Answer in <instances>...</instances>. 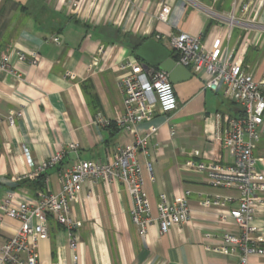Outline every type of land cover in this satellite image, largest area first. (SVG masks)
<instances>
[{
    "label": "crops",
    "instance_id": "crops-1",
    "mask_svg": "<svg viewBox=\"0 0 264 264\" xmlns=\"http://www.w3.org/2000/svg\"><path fill=\"white\" fill-rule=\"evenodd\" d=\"M66 1L0 0V57L9 55L7 69L0 68V197L7 191L20 198L57 191L64 168L79 160L104 159L112 148L132 142V134L110 123L97 124L94 117L100 112L112 122L123 113L121 72L115 66L137 59L133 46L140 39L154 40L174 54L168 47L172 32L198 35L207 49L219 37L232 60L240 61L264 94V0H77L79 13L68 12ZM161 5L169 7L166 21L156 18ZM56 34L60 44L51 41ZM16 52L25 59L19 61ZM33 53L37 61L31 64ZM95 59L97 66L89 69ZM186 69L189 76L171 83L177 109L167 114L156 111L136 125L141 132L157 127L146 152L140 149L136 157L151 215H157L160 193L174 199L188 190L190 221L173 225L164 234L154 223L140 235L131 220L132 203L124 185L86 181L71 203L78 223L75 249L69 245L68 231L49 217L48 238L38 244V264H237L235 253L211 249L221 243L225 231H237L228 210L238 205V192L211 185L204 171L183 164L230 163L232 158L215 139L216 114L237 116L241 107L220 92L203 89L204 76ZM259 132L252 155L264 172V125ZM69 142L78 144L75 152L67 150ZM23 147L29 149L28 157ZM57 151L64 152L59 163L17 179ZM39 174L40 187L22 183ZM216 196L231 200L222 207L203 204L205 198ZM254 223L255 245L264 248V205ZM18 224L5 219L0 243ZM249 260L264 264V253H250Z\"/></svg>",
    "mask_w": 264,
    "mask_h": 264
},
{
    "label": "built area",
    "instance_id": "built-area-1",
    "mask_svg": "<svg viewBox=\"0 0 264 264\" xmlns=\"http://www.w3.org/2000/svg\"><path fill=\"white\" fill-rule=\"evenodd\" d=\"M66 9L71 13H79L78 1L67 0ZM168 13L169 7L161 5L156 18L166 21ZM51 41L56 44L62 42L58 34L52 36ZM168 47L174 52L179 65L189 68L194 75L204 76L203 89L220 92L224 98L241 107V113L237 116L216 114L215 139L230 155L231 162L221 164L187 160L183 165L204 171L213 186L238 192V205L228 210L237 231H225L221 243L211 250L225 255L235 253L237 264H253L249 254L264 253L263 247L255 245L258 229L254 223L256 213L264 205V172L257 168L252 155L260 137L259 127L264 125V94L260 83L243 70L240 61L232 60V53L219 37L207 49L198 35L172 32L168 37ZM98 51L102 56L105 54L102 46ZM16 55L19 61L25 59L20 52H16ZM36 61L37 55L33 53L31 64ZM8 63L9 55H2L0 68L6 70ZM97 64L98 59L93 60L89 69ZM115 69L121 72L118 85L123 93V113L113 122L124 133L133 135L132 142L112 148L104 159L79 160L64 168L59 175L60 187L57 191H40L34 198H20L15 191L5 192L0 197V229L5 219L16 220L19 224L0 243V264H38V244L48 238L49 217L68 231L71 237L69 245L74 250L78 223L72 217L71 203L79 197L86 181L121 182L131 198V220L138 227L140 235L145 234L154 223H157L159 232L164 234L171 226L190 221L188 190L174 199L160 193L156 205L157 215H151L141 166L136 157L138 150L146 152L148 141L157 133L156 126L141 132L136 125L149 120L156 111L167 114L178 107L168 74L153 66L146 67L143 61L133 58L120 62ZM13 119V115H10L9 123H13ZM94 122L103 126L111 123L100 112L96 113ZM77 147L75 142L67 144L68 151L75 152ZM23 152L29 156L27 147H23ZM63 154V151L55 152L37 165L35 170L17 179L44 172L59 163ZM147 167L151 169L149 163ZM230 200V197L216 196L205 198L203 204L222 207ZM76 258L74 253L73 259Z\"/></svg>",
    "mask_w": 264,
    "mask_h": 264
},
{
    "label": "water",
    "instance_id": "water-1",
    "mask_svg": "<svg viewBox=\"0 0 264 264\" xmlns=\"http://www.w3.org/2000/svg\"><path fill=\"white\" fill-rule=\"evenodd\" d=\"M135 55L145 63L146 67L153 66L167 73L171 83L177 80L178 76L190 75L184 66L176 63L175 54H171L165 46L154 40H144L135 49Z\"/></svg>",
    "mask_w": 264,
    "mask_h": 264
},
{
    "label": "trees",
    "instance_id": "trees-1",
    "mask_svg": "<svg viewBox=\"0 0 264 264\" xmlns=\"http://www.w3.org/2000/svg\"><path fill=\"white\" fill-rule=\"evenodd\" d=\"M144 39H140L137 41V43L133 46V50L135 52V49L143 42ZM136 56V55H135ZM136 58L138 60H141L140 58H138L136 56ZM111 127H113L114 129L116 128V125L114 124V122L112 121L110 124H109ZM42 180H43V174H39L37 177L33 178V179H26L24 181H22V183H26V182H29V183H33L34 185H37V187H40L41 184H42Z\"/></svg>",
    "mask_w": 264,
    "mask_h": 264
}]
</instances>
